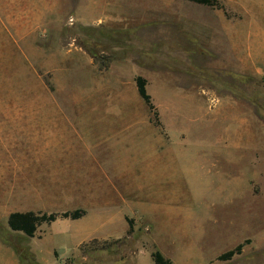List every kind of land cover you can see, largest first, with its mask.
Returning a JSON list of instances; mask_svg holds the SVG:
<instances>
[{"label": "rangeland", "instance_id": "obj_1", "mask_svg": "<svg viewBox=\"0 0 264 264\" xmlns=\"http://www.w3.org/2000/svg\"><path fill=\"white\" fill-rule=\"evenodd\" d=\"M57 2L52 17L0 18V239L14 249L5 240L11 235L30 249L33 240L67 235L56 239L63 249L69 240L97 236L72 245L62 264H155L151 253L157 248L173 264H264V0H219V6L190 0ZM58 48L83 54L61 61L52 56ZM138 75L148 80L159 124L143 98L137 102L131 93L129 83ZM101 77L105 91L98 88ZM117 77L128 96L124 104L148 110L158 134L173 138L172 159L168 153L141 168L143 190L123 205L132 233L121 208L113 218L91 212L44 223L35 238L13 231V211L73 210L102 194L92 195L83 179L64 180L80 185L51 184L43 169L22 160L32 147L14 130L17 111L11 109L101 106L114 96ZM85 124L96 121L79 128ZM96 127L101 130L100 123ZM113 129L110 138L124 141L115 146L113 155L122 161L115 172L123 168L127 174L152 156L149 134ZM105 238L122 241L87 250ZM240 243L241 253L218 258Z\"/></svg>", "mask_w": 264, "mask_h": 264}, {"label": "crops", "instance_id": "obj_2", "mask_svg": "<svg viewBox=\"0 0 264 264\" xmlns=\"http://www.w3.org/2000/svg\"><path fill=\"white\" fill-rule=\"evenodd\" d=\"M58 6L59 2L57 0H1L0 18L43 19L52 17L54 12H59L57 10ZM44 47L49 49L46 43L43 45ZM82 54L78 49L58 48V51L53 52L52 56L59 58L61 61H68L71 56L77 57ZM63 75L65 80L70 81L71 77L68 72H64ZM90 82V89L93 90V81L91 80ZM98 85L100 90H107L106 83L102 77L98 80ZM129 85L133 97L137 102H140L141 96L138 91L136 78ZM113 93H115L114 96L113 94L108 95L106 103L101 106L84 108L62 105L14 107L11 110H16L17 112H15L16 116L11 119L14 122V130H20V136L28 137L30 147H32L30 148V154L22 160H26L30 164L35 163L37 169H43L45 172L44 177L52 179L51 184L80 185L81 183L79 182L71 183L70 181V183H67V179H83V184L88 187L87 189L90 187L89 191L92 195L102 194L100 201L92 198L84 207H81L87 211L84 216L92 212V215L96 213L95 216L101 219H105V217L113 218L116 214L112 212L121 208L122 217L128 222L127 218L129 215L123 211V205H127L132 201V197L138 196L143 190L140 169L150 167L157 162L159 163L163 155L166 157L168 153L170 154V159H172L173 148L171 143L173 138L170 132L168 140L164 139L160 133L158 134L157 126L151 122L148 110L145 112L142 111L141 107L124 104L128 96L125 93L124 82L120 77H117V85ZM85 115L90 116L86 117ZM94 115L97 116L94 118L92 117ZM93 121H96V125L99 123L101 125V130L98 132L95 131L96 125L93 126L92 124H85V129L84 127L79 128L81 122L84 124L86 122L92 123ZM114 126H117V128L121 127L123 134L124 131L132 128L133 130L137 129L135 130L137 132L142 131L143 135L149 134L152 137L150 141L152 140L154 144L152 151L149 149L152 152V156L146 160L139 159L138 165L133 166L127 174L123 172V168L121 174L115 172L121 170V167H117V163L122 165V161H119V156L114 157L113 155L115 146L124 145V141L122 142L118 138H110L109 131L114 130ZM99 132L100 135L95 137L94 133L98 134ZM102 135L105 136L103 137ZM180 138L185 139L184 137ZM168 145L169 152L167 148L165 149V146ZM98 149L99 151L96 153ZM112 155L116 159V162H114L116 164L113 163ZM111 172L115 173L114 181L112 180ZM163 176H167V170L165 169ZM120 178L122 180H119ZM64 180H67V182ZM123 191H126V193ZM109 209L112 211L105 215L104 211ZM36 234L32 238L37 237ZM64 236L67 235L54 234L45 236L42 239L33 240L29 246L41 264H62V259L67 257L66 254L69 253L72 245L76 248L84 241L97 237L81 239L76 244H72V241L69 240L71 245L69 244V246H65L62 249L56 244V239ZM105 240L108 239L105 238ZM0 264L27 263L21 260L11 246L0 239Z\"/></svg>", "mask_w": 264, "mask_h": 264}, {"label": "trees", "instance_id": "obj_3", "mask_svg": "<svg viewBox=\"0 0 264 264\" xmlns=\"http://www.w3.org/2000/svg\"><path fill=\"white\" fill-rule=\"evenodd\" d=\"M193 2H197L204 5L211 6H219V0H190ZM92 55L96 56V53L92 51ZM136 83L138 87V91L140 96L143 98L145 103L148 105L150 110L156 116V122L159 124V113L156 109L155 104L153 103V99L151 94L148 91L147 84L148 80L146 77L142 75H138L136 77ZM86 209L77 208L74 210H65V211H55V212H36V211H13L8 216V225L13 231L23 232L25 235L29 237H33L36 234V231L40 225L43 223H52L57 219L70 218V219H78L83 217L86 214ZM129 222L128 235L133 231V220L131 218H127ZM13 236L5 237V240L9 242L12 246H14L15 251L20 256L21 260L27 264H40L36 259L35 255L29 249V247L21 245ZM122 239H114L113 241H104L102 243H98L99 245H94L90 249L87 250H103L112 247L113 245L121 242ZM244 243H240L235 248L230 249L221 255H219V259L228 260L231 259L234 255L241 253L243 249ZM85 250V249H84ZM85 250V251H87ZM152 259L155 264H173V261L166 257L164 253L160 249H155L151 253Z\"/></svg>", "mask_w": 264, "mask_h": 264}]
</instances>
